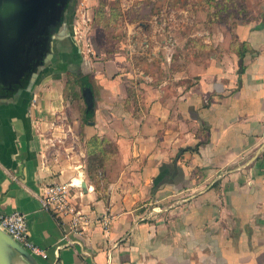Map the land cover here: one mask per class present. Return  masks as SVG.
<instances>
[{"label": "crops", "instance_id": "crops-1", "mask_svg": "<svg viewBox=\"0 0 264 264\" xmlns=\"http://www.w3.org/2000/svg\"><path fill=\"white\" fill-rule=\"evenodd\" d=\"M199 17L176 18L162 34L152 18L139 24L135 41L147 38L146 52L171 36L170 64L162 53L149 60L124 49L127 57L104 62L92 73L87 125L62 112L61 89L42 84L25 125L13 122L0 214L25 216L30 241L47 251L43 264H264V8L206 46L207 18ZM138 58L157 61L164 76L136 67ZM68 135L81 150L47 144ZM95 137L115 154L89 175L85 144ZM71 180L83 212L110 217L108 233L96 224L64 240L68 218L42 209L43 188Z\"/></svg>", "mask_w": 264, "mask_h": 264}, {"label": "water", "instance_id": "water-1", "mask_svg": "<svg viewBox=\"0 0 264 264\" xmlns=\"http://www.w3.org/2000/svg\"><path fill=\"white\" fill-rule=\"evenodd\" d=\"M75 0H0V161L11 160L13 122L25 125L34 93L49 73L81 70L71 32ZM81 65H84L83 62ZM93 110L90 88L82 90ZM14 141V140H12ZM180 150L173 163L177 170ZM83 187V185H82ZM0 264H43L0 226Z\"/></svg>", "mask_w": 264, "mask_h": 264}, {"label": "rangeland", "instance_id": "rangeland-1", "mask_svg": "<svg viewBox=\"0 0 264 264\" xmlns=\"http://www.w3.org/2000/svg\"><path fill=\"white\" fill-rule=\"evenodd\" d=\"M219 1L212 0L214 4ZM102 2L105 5L104 14L108 18L113 10L118 12L121 18H130L128 13L134 4L133 0H76L71 26L73 38L81 52L80 62H83L84 65L80 63V68L83 72L89 71L96 74L103 70L102 64L109 61L115 55L122 56L123 54L124 57H127L122 51L127 42L126 25H139L131 24L124 19L120 27L110 33L111 35H103L104 32L98 29L99 11L101 10ZM152 3L154 7L151 10L149 18H200L199 16L207 18L206 25L208 27L204 25V29L206 30L204 31L208 33H203V36L200 37L202 41L198 39L201 42L207 43L204 46L209 45L210 35H227L238 23L258 18L261 9L264 8L262 6L264 5V0H227L226 2H222L225 3L224 6L221 5L219 7L212 5L209 0H153ZM147 10L145 7L138 9L137 12L142 13L147 12ZM217 12V19L211 21L210 18ZM130 15L134 16L135 14L132 13ZM176 58H178V53ZM67 77L64 73H49L43 78L41 84L43 86L48 85L49 89L54 85L59 92L61 89V93L65 98L62 112H66L76 118L81 117L86 108L83 97L73 98L71 95L72 90L65 89ZM40 89L42 90L43 87L41 86ZM78 95L80 96V93ZM63 128L68 129L67 126ZM50 139L51 141L49 140L50 142L47 144L58 151L64 152L68 150V153H71L67 149L71 145L74 147V150H81V147L75 142L73 135H68L67 138L50 136Z\"/></svg>", "mask_w": 264, "mask_h": 264}, {"label": "built area", "instance_id": "built-area-1", "mask_svg": "<svg viewBox=\"0 0 264 264\" xmlns=\"http://www.w3.org/2000/svg\"><path fill=\"white\" fill-rule=\"evenodd\" d=\"M127 3V2H126ZM176 18H152L150 20V27L156 33L162 34L170 23H175ZM126 46L124 52L130 57L134 54L146 55L147 59L153 60L157 54H163V63L170 64L172 55L174 53V40L168 37L164 43L157 42L153 50L146 52L147 38L140 41H135L137 37H141L142 27L140 25H126ZM162 56V55H161ZM137 76L139 74L137 73ZM78 168H81L79 166ZM79 182L71 180L67 183H50L47 184L40 196V205L42 209L55 217L64 219L68 218L64 240H68V235H74L81 238L89 232V230L96 224H100L103 232L108 233L111 219L108 215L91 218L83 212L78 204H76L70 195L72 187H79ZM0 226L5 232L24 249H26L33 257L46 261L48 259L47 251L35 244H33L28 237L27 223L25 216L17 211L10 214H0ZM111 260V255H108V261ZM57 264V263H56Z\"/></svg>", "mask_w": 264, "mask_h": 264}, {"label": "trees", "instance_id": "trees-1", "mask_svg": "<svg viewBox=\"0 0 264 264\" xmlns=\"http://www.w3.org/2000/svg\"><path fill=\"white\" fill-rule=\"evenodd\" d=\"M134 4L132 9L130 10L129 17L130 18H121L120 14L113 10L111 15L106 16L104 14V2H102L101 10L99 11L100 18H98V29L103 31V35H111L110 33L115 31L120 27L122 22L127 20V22L131 24H147L146 22L150 19V13L152 12V8L154 7L153 0H133ZM227 0H220L218 3L214 4L212 0L209 2L215 7H219L221 5L224 6ZM193 6V4H192ZM147 8V12H137L138 9ZM134 13V16L130 14ZM218 17V12L212 16L211 21L216 20ZM204 47V46H203ZM109 54V53H108ZM113 56V55H112ZM135 66L141 69H145L147 72L158 73L159 79L164 76V71L161 69L160 64L157 61L148 62L145 58H138L134 60ZM66 76L67 82L65 84V89L72 90L73 98H82L81 93L84 88H90L93 90L94 79L92 77L91 72H83L78 70L76 72H67ZM80 93V96L78 95ZM79 96V97H78ZM65 99V98H64ZM93 116V110L86 111V108L83 111L81 123L82 125H87V123L91 120ZM86 150V165L88 174L97 175L99 171L102 170V165L112 156L114 157L115 148L110 142L106 140H100L98 138L91 139L88 144H85ZM157 181V185H160L162 182L159 178L155 179Z\"/></svg>", "mask_w": 264, "mask_h": 264}, {"label": "flooded vegetation", "instance_id": "flooded-vegetation-1", "mask_svg": "<svg viewBox=\"0 0 264 264\" xmlns=\"http://www.w3.org/2000/svg\"><path fill=\"white\" fill-rule=\"evenodd\" d=\"M75 4H76V0H75ZM74 9H75V6H74ZM71 32H72V28H71ZM67 73H65V75H66Z\"/></svg>", "mask_w": 264, "mask_h": 264}]
</instances>
